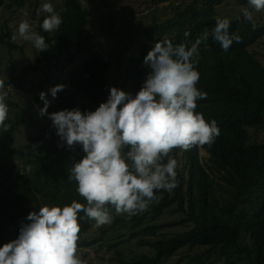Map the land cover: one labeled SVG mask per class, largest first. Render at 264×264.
<instances>
[{
    "label": "trees",
    "instance_id": "1",
    "mask_svg": "<svg viewBox=\"0 0 264 264\" xmlns=\"http://www.w3.org/2000/svg\"><path fill=\"white\" fill-rule=\"evenodd\" d=\"M27 1L0 0V7L15 12L24 8ZM100 1L106 4L109 0ZM176 1L181 3L174 7L173 17L162 22L154 19L144 30L148 46L144 45L138 57H130L122 90L135 96L141 89L151 70L144 65V57L156 41L180 43L185 41L186 31L191 33L187 39L193 41L204 30H211L217 18H227L230 32L240 34L242 42H234L227 52L211 40L206 50L201 46L197 87L207 96L197 101L196 111L209 122L214 119L220 135L211 147L172 153L180 168L179 184L171 193L158 192L159 201L141 215L131 219L115 216L116 223L130 225L134 230L131 239H140V244L151 251L132 262L117 251V259L120 264H162L179 255L175 264H264V142H253L249 132L250 128L264 127V63L256 50L264 38V14L256 19L253 29L243 15L229 18L218 12V6L225 1L245 7L247 0ZM58 14L62 23L54 32H45L40 27L44 17L35 25L49 48L38 52L35 64H24L20 70L13 64L7 84L14 89L32 93L29 88L35 86L30 79L32 73L74 63L75 55L70 48L79 42L87 28L89 11L81 0H64ZM10 23V19L4 22L7 37L12 36ZM8 48L12 53L16 46L9 41ZM126 50L121 49L120 54ZM110 66L100 53L85 58L81 69L71 73L69 85L57 93L48 109L55 112L78 107L81 111H94L110 94ZM15 118L6 121L10 124L8 131L0 130V246L16 239L21 225L29 222L28 214L39 211L41 206H64L73 200L84 202L75 182L68 180L71 165L86 155L82 147L77 145L73 150L62 146L51 121V125L41 128L39 136L28 137L27 144L17 149L13 143L21 119L19 114ZM202 152L230 173L231 187L211 180ZM172 208L180 215L179 222L156 223ZM80 216L79 235H86L95 221L83 213ZM105 233L103 230L101 238L83 244L99 243Z\"/></svg>",
    "mask_w": 264,
    "mask_h": 264
},
{
    "label": "clouds",
    "instance_id": "2",
    "mask_svg": "<svg viewBox=\"0 0 264 264\" xmlns=\"http://www.w3.org/2000/svg\"><path fill=\"white\" fill-rule=\"evenodd\" d=\"M38 11L47 14L40 25L45 32L59 28L62 18L52 3H43ZM254 12H264V0H247L241 9L253 29ZM184 36L185 41L176 44L171 40L154 43L143 61L151 70L135 96L113 86L107 100L94 111L75 107L48 113L51 102L44 91L39 93L43 107L38 114L48 116L69 149L80 145L86 154L71 165L68 175L84 202L44 205L30 212L18 237L0 246V264H85L77 255L81 213L97 227L113 222L110 207L129 219L143 214L159 201L158 192L171 193L179 184L180 164L172 156L174 151L213 145L221 130L214 119L209 122L196 111L197 101L207 96L197 87L201 46L206 50L211 40L227 52L242 37L230 32L227 18H217L211 30H204L193 41L187 39L190 32ZM18 37L38 52L49 48L45 37L26 20L11 38ZM65 88L57 84L49 91L55 98ZM7 97L5 81L0 79L3 132L10 128Z\"/></svg>",
    "mask_w": 264,
    "mask_h": 264
},
{
    "label": "rangeland",
    "instance_id": "3",
    "mask_svg": "<svg viewBox=\"0 0 264 264\" xmlns=\"http://www.w3.org/2000/svg\"><path fill=\"white\" fill-rule=\"evenodd\" d=\"M50 1L28 0L24 8L16 9L15 12L0 7V33L3 34L2 37L0 36V79L5 81V90L8 92L6 101L9 107L8 119L15 121L16 114H19L21 119L13 143V146L17 149H21L27 144L28 137L39 136L43 126L51 125L48 116L41 117L38 114V109L43 107V101L39 97L41 91L47 94V98L51 102L50 105H53L55 98L51 96L49 89L57 84H64L67 87L71 73L81 69L84 59L94 53L102 54L111 64L108 75L109 93L110 88L113 86L123 89L130 57H138L144 45L148 46V39L144 35V30L148 28V25L154 19L162 22L173 17L175 14L174 7L181 3V1L176 0H109L104 4L100 0H81L83 7L89 11V24L83 31L79 42L73 44L70 48V51L75 55L74 63L66 66L61 65L53 70L44 68V70L41 69L37 73H32L30 79L35 84V86L29 87L32 89V93L18 91L13 88V85L7 84L13 64L17 65V69L20 70L24 67V64L37 63L39 55L30 42L23 41L19 37L13 40L12 36H5L7 31L4 30V22L6 19L11 20L12 33L10 35L17 32L18 25L22 20H26L32 26V30L37 32L35 25L47 15L38 10L43 3ZM63 1H51L58 13ZM242 8L233 1H225L218 6V12L220 16L235 18L242 16ZM263 14L264 12H254V18L260 19ZM9 41L16 46L12 53L8 48ZM125 47L127 50L121 55V49ZM256 50L264 63V38L258 44ZM119 58L121 60L118 63ZM11 60H14L13 63L10 62ZM40 84L42 85L40 86ZM35 98L39 101H36ZM47 111L51 113L49 109ZM53 131L56 134L54 127ZM249 132L253 142H264V127L250 128ZM59 143L62 146L66 145L61 140ZM201 156L211 180L215 183H221L225 188L231 187L228 181L230 173L219 168L205 152H202ZM11 159L19 162L17 158ZM20 164H22L21 161ZM173 210V208L168 210L164 217L156 223L179 222L181 217ZM111 214L114 218L120 216L116 215L115 211H112ZM114 222L113 219L110 225L102 227H97L94 224L93 229L86 235H79L77 255L85 261V264H120L117 259V251L122 252L124 259L128 262L137 260L144 254H151L149 248L140 244V239L130 238V235L134 232L130 225L126 227L127 225ZM103 230L106 233L99 243L83 244L85 241L101 238ZM114 244H117V246L113 247ZM178 258L179 255H175L162 264H175Z\"/></svg>",
    "mask_w": 264,
    "mask_h": 264
}]
</instances>
